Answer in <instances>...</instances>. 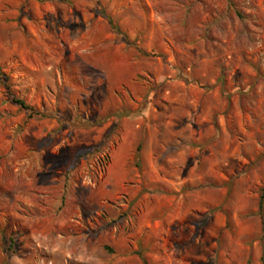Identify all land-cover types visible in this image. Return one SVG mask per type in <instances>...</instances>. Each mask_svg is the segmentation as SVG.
<instances>
[{
    "label": "rangeland",
    "instance_id": "rangeland-1",
    "mask_svg": "<svg viewBox=\"0 0 264 264\" xmlns=\"http://www.w3.org/2000/svg\"><path fill=\"white\" fill-rule=\"evenodd\" d=\"M233 3L0 0V264H264V0Z\"/></svg>",
    "mask_w": 264,
    "mask_h": 264
},
{
    "label": "trees",
    "instance_id": "trees-1",
    "mask_svg": "<svg viewBox=\"0 0 264 264\" xmlns=\"http://www.w3.org/2000/svg\"><path fill=\"white\" fill-rule=\"evenodd\" d=\"M231 5H232V6L235 5V4L233 3V0H231ZM234 8H235L237 14H238L239 16H242L241 12H240L236 7H234ZM112 23H113V21H112ZM0 77L2 78V74H1V72H0ZM13 101H14L15 103L19 104L22 108L26 109L30 114L34 115V114L37 113V112L35 111V109H34L31 105H29L24 99L19 98V97H15V96H14V97H13ZM263 202H264V193L261 195V204H263ZM10 239H11L12 243L10 244L9 248L12 249V248H13V245H14V242H13V241L15 240V238H14V237H11Z\"/></svg>",
    "mask_w": 264,
    "mask_h": 264
}]
</instances>
